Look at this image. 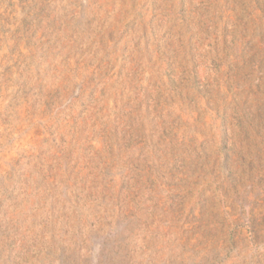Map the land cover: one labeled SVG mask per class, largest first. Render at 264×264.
<instances>
[{
  "label": "rangeland",
  "instance_id": "374dc122",
  "mask_svg": "<svg viewBox=\"0 0 264 264\" xmlns=\"http://www.w3.org/2000/svg\"><path fill=\"white\" fill-rule=\"evenodd\" d=\"M0 264H264V0H0Z\"/></svg>",
  "mask_w": 264,
  "mask_h": 264
}]
</instances>
